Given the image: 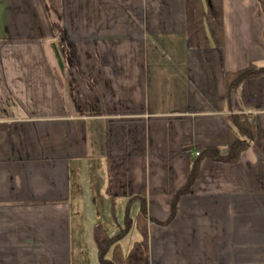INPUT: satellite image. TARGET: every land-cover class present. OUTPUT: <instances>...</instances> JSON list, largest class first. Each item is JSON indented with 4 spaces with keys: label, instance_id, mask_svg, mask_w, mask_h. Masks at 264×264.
<instances>
[{
    "label": "crops",
    "instance_id": "1",
    "mask_svg": "<svg viewBox=\"0 0 264 264\" xmlns=\"http://www.w3.org/2000/svg\"><path fill=\"white\" fill-rule=\"evenodd\" d=\"M222 13L197 48L186 0H0V264H100L96 224L119 236L143 203L150 264H264V75L227 86L264 67V13ZM234 113L255 125L239 162L198 159L227 154Z\"/></svg>",
    "mask_w": 264,
    "mask_h": 264
},
{
    "label": "trees",
    "instance_id": "2",
    "mask_svg": "<svg viewBox=\"0 0 264 264\" xmlns=\"http://www.w3.org/2000/svg\"><path fill=\"white\" fill-rule=\"evenodd\" d=\"M257 1L264 13V0ZM186 10L187 31L191 37L192 46L197 48L221 47L224 38L222 0H186ZM62 42H60L62 45L58 47L64 53L65 45ZM56 52H59L57 47ZM262 75H264V67H258L255 64H250L236 72H230L227 75L228 91L231 93L237 90L245 81ZM230 125L227 154L223 155L220 149L211 147L203 150L197 157L198 159L207 158L212 161L230 164L239 162L242 153L250 147L255 138V125L244 113L232 114L230 116ZM197 175L196 162L193 164L188 184L175 196L172 205V218L175 217L177 212L176 201L191 188ZM134 227L139 231L141 239L135 242L128 254L125 255L119 242ZM94 240L100 264H150L146 204H142L141 210L134 220L129 216L126 217L119 236H112L101 224H96Z\"/></svg>",
    "mask_w": 264,
    "mask_h": 264
},
{
    "label": "rangeland",
    "instance_id": "3",
    "mask_svg": "<svg viewBox=\"0 0 264 264\" xmlns=\"http://www.w3.org/2000/svg\"><path fill=\"white\" fill-rule=\"evenodd\" d=\"M65 49H66V46H65ZM93 207V206H92ZM91 215H93L92 217L94 218V217H97V213L94 211V212H92L91 213ZM99 215V214H98ZM86 216V214L84 213V211H81V208H80V206H76L75 207V218L76 219H83L84 220V222H85V224H87L88 222H86V220L87 219H89V216H88V214H87V216ZM131 219H133V218H131ZM134 220V219H133ZM83 222H81V224H82ZM134 225H135V223H134ZM85 227V226H84ZM132 240V236H129V238H127V240L125 241V243H124V246L125 247H127V245L129 244V242ZM80 250H81V248L79 247V245H77L76 246V249H75V259H76V261H77V263L79 262V260H81L82 259V253L80 252ZM83 254H85V259H86V261H87V264H91V257H90V255H91V253H90V251L88 250V248H86V252L85 253H83Z\"/></svg>",
    "mask_w": 264,
    "mask_h": 264
},
{
    "label": "built area",
    "instance_id": "4",
    "mask_svg": "<svg viewBox=\"0 0 264 264\" xmlns=\"http://www.w3.org/2000/svg\"><path fill=\"white\" fill-rule=\"evenodd\" d=\"M196 155H197V156H199V155H200V153H197Z\"/></svg>",
    "mask_w": 264,
    "mask_h": 264
}]
</instances>
